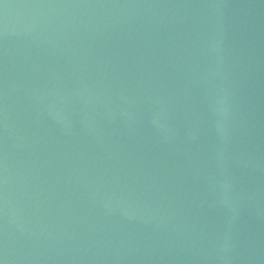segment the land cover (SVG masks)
Returning <instances> with one entry per match:
<instances>
[{"label":"water","instance_id":"water-1","mask_svg":"<svg viewBox=\"0 0 264 264\" xmlns=\"http://www.w3.org/2000/svg\"><path fill=\"white\" fill-rule=\"evenodd\" d=\"M264 167V0H0V264H224Z\"/></svg>","mask_w":264,"mask_h":264}]
</instances>
